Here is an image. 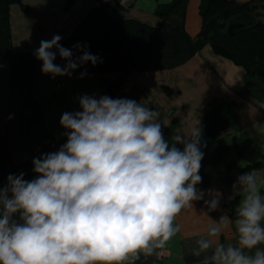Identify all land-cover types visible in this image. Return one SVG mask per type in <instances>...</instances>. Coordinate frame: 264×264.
<instances>
[{
	"label": "clouds",
	"instance_id": "clouds-1",
	"mask_svg": "<svg viewBox=\"0 0 264 264\" xmlns=\"http://www.w3.org/2000/svg\"><path fill=\"white\" fill-rule=\"evenodd\" d=\"M61 39L42 40L34 53L43 74L70 77L84 64L95 66L97 56L84 50L74 59ZM57 54L65 66L54 63ZM79 105L60 119L67 142L33 159L36 178L10 174L0 187V264L134 262L180 231L174 221L182 209L205 195L209 211L218 208L221 193L197 187L204 158L199 127L170 144L159 113L135 100L83 95ZM261 186L255 171L237 178L233 187L242 198L234 220H213L208 238L191 250L196 257L212 251L202 264H264ZM233 223L237 244L219 243Z\"/></svg>",
	"mask_w": 264,
	"mask_h": 264
},
{
	"label": "crops",
	"instance_id": "crops-1",
	"mask_svg": "<svg viewBox=\"0 0 264 264\" xmlns=\"http://www.w3.org/2000/svg\"><path fill=\"white\" fill-rule=\"evenodd\" d=\"M68 0H21L10 5L9 21L14 53L38 50L42 40L61 36L62 44L78 27L88 12L99 5L98 0H76L66 10ZM172 0H134L126 12L110 11L112 16L135 19L151 26H159L156 15L160 4ZM237 2L258 0H235ZM201 0H189L186 30L196 37L202 27L199 13ZM264 13V11H261ZM82 73L84 74L82 76ZM121 73L76 72L69 76L53 78L36 70L34 84L20 93L11 87L10 67L0 57V137H6L15 165L33 158L42 148L54 142L51 152L58 151L67 142L60 119L65 112L80 110L79 98L83 95L105 96L109 88L121 80ZM27 97L35 100L31 106ZM113 99H131L159 113L158 122L165 140L174 143L177 135H190L202 128L207 111L220 100L236 103L233 128L225 130L217 145L204 151L205 162L200 168L210 180L200 183L198 189L205 193L218 191L221 198L217 210L209 211L205 200L184 208L175 218L174 226L180 231L152 255L140 254L139 259L125 264H202L205 256L192 255L198 247L197 240L208 238L213 220L222 215L235 218L241 194L233 185L237 178L249 170L264 179V81L248 77L244 68L231 60L216 55L211 46H205L187 63L168 70L132 72L125 77ZM249 142V144H247ZM247 144V145H246ZM183 150V145H177ZM264 197V186H261ZM207 213L208 215H204ZM234 223L224 229L219 243L237 244ZM215 247V244L213 245ZM264 248V245L260 246ZM255 250H253L254 252Z\"/></svg>",
	"mask_w": 264,
	"mask_h": 264
},
{
	"label": "trees",
	"instance_id": "trees-1",
	"mask_svg": "<svg viewBox=\"0 0 264 264\" xmlns=\"http://www.w3.org/2000/svg\"><path fill=\"white\" fill-rule=\"evenodd\" d=\"M76 0H68L66 10ZM21 0H0V57L10 67L11 87L20 93L34 84L36 70L42 68L34 55L36 51L14 53L9 21L10 5ZM189 0H172L160 4L156 15L159 26H151L135 19L116 17L110 11L120 12L117 4L91 9L73 33L61 44L73 51L78 58L86 50L98 57L97 63L78 67L76 72L121 73V80L112 85L106 95L117 91L121 81L132 72L168 70L191 60L207 45L216 55L231 60L244 68L246 76L264 81V0L237 2L235 0H201L199 12L202 27L196 37L186 30ZM80 46L77 50L76 46ZM61 67L66 62L59 55L54 61ZM113 96L111 98H113ZM31 106L35 100L27 97ZM236 103L233 100L217 101L206 113L201 128V150L217 145L222 133L235 125ZM249 144V142H247ZM246 144V145H247ZM54 142L42 148L33 158L15 165L12 161L8 140L0 137V187L7 184V177L24 174L25 180L36 178L33 159L50 153ZM205 162V156L201 161ZM259 166L248 167L244 172ZM201 183L210 180L200 173Z\"/></svg>",
	"mask_w": 264,
	"mask_h": 264
},
{
	"label": "built area",
	"instance_id": "built-area-1",
	"mask_svg": "<svg viewBox=\"0 0 264 264\" xmlns=\"http://www.w3.org/2000/svg\"><path fill=\"white\" fill-rule=\"evenodd\" d=\"M99 5L115 7L117 4L122 8L123 12L132 8L134 0H98Z\"/></svg>",
	"mask_w": 264,
	"mask_h": 264
},
{
	"label": "water",
	"instance_id": "water-1",
	"mask_svg": "<svg viewBox=\"0 0 264 264\" xmlns=\"http://www.w3.org/2000/svg\"><path fill=\"white\" fill-rule=\"evenodd\" d=\"M110 96L112 97L113 96V93H110Z\"/></svg>",
	"mask_w": 264,
	"mask_h": 264
},
{
	"label": "rangeland",
	"instance_id": "rangeland-1",
	"mask_svg": "<svg viewBox=\"0 0 264 264\" xmlns=\"http://www.w3.org/2000/svg\"><path fill=\"white\" fill-rule=\"evenodd\" d=\"M200 13V12H199Z\"/></svg>",
	"mask_w": 264,
	"mask_h": 264
}]
</instances>
